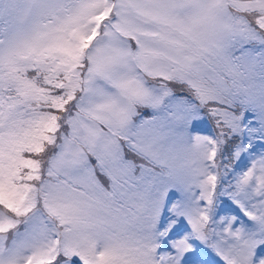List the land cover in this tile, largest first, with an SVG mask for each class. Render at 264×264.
<instances>
[{
	"label": "snow or ice",
	"instance_id": "6c2138e0",
	"mask_svg": "<svg viewBox=\"0 0 264 264\" xmlns=\"http://www.w3.org/2000/svg\"><path fill=\"white\" fill-rule=\"evenodd\" d=\"M217 258L264 264V0H0V264Z\"/></svg>",
	"mask_w": 264,
	"mask_h": 264
},
{
	"label": "trees",
	"instance_id": "16d2710c",
	"mask_svg": "<svg viewBox=\"0 0 264 264\" xmlns=\"http://www.w3.org/2000/svg\"><path fill=\"white\" fill-rule=\"evenodd\" d=\"M233 208H235V206H233ZM218 260V264H223V261H220L219 258H217Z\"/></svg>",
	"mask_w": 264,
	"mask_h": 264
},
{
	"label": "rangeland",
	"instance_id": "374dc122",
	"mask_svg": "<svg viewBox=\"0 0 264 264\" xmlns=\"http://www.w3.org/2000/svg\"><path fill=\"white\" fill-rule=\"evenodd\" d=\"M250 223V222H249Z\"/></svg>",
	"mask_w": 264,
	"mask_h": 264
}]
</instances>
